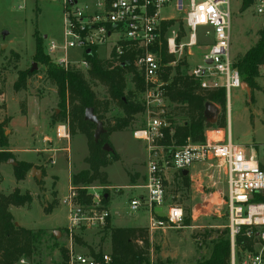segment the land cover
<instances>
[{"label": "rangeland", "instance_id": "rangeland-1", "mask_svg": "<svg viewBox=\"0 0 264 264\" xmlns=\"http://www.w3.org/2000/svg\"><path fill=\"white\" fill-rule=\"evenodd\" d=\"M239 5H241V0H230L229 56L233 63L254 45L258 39V32L264 29V12L257 14L255 0L249 8L242 12ZM60 10V6L52 0H0V124L3 121L6 122L1 130L7 137L8 150L15 147L22 149L28 147L27 135L31 132L33 117L39 115L37 118L40 125L42 117L52 121L54 111L59 110L56 88L46 79L44 66L34 59L33 34L37 30L42 36H46V39L42 41V47L50 41L58 42L61 39ZM175 17V23L172 26L176 34L180 36L178 42L186 43V33L182 31L181 34L180 32V27L183 28V14ZM206 31H209L208 27H198L196 30L197 46L190 48L189 51L184 48L182 52L172 55L174 61L171 66L163 64L162 69L166 75L173 76L176 72L189 74L196 65L203 64V56L207 53L208 45L212 40L210 35H205ZM39 36L41 37V35ZM111 45L112 42H108L106 47L99 48L97 56L102 60H109ZM43 54L51 63L55 64L45 51ZM70 57L72 60H78L81 58V53L73 51L70 53ZM34 65L36 68L33 70ZM261 68L262 76H264V67ZM20 71H25L27 74L35 73L29 76L26 89L16 93L13 90V84ZM82 73L87 78V72ZM131 79V75L125 76V95L130 94L131 100L143 110L131 116V125L127 130L114 133L110 137V144L120 155L121 160L108 166L105 171L114 188L109 191L107 207L112 214L118 210L121 215V222L118 225L127 227L134 224L144 226L147 223L145 211L130 212L129 201L134 197V194L131 195L125 187L128 179L131 181L133 177H143L147 165L144 144L133 139L131 135L133 129L146 125V113L142 105L144 97L142 92L135 91ZM89 85L98 99L108 98L107 91L102 85L95 81H89ZM259 86L262 90L253 92L252 101L247 96L246 102L242 103L237 101L232 94L230 111L226 96L227 134L233 144L246 149L250 145H258L260 148L264 146V78L259 81ZM22 102L25 103L26 113L27 104L29 105L28 119L21 115L19 106ZM167 104H169L167 108L171 112L174 105ZM215 106L219 110V117L221 109L219 106ZM252 112L253 114H251ZM122 117H124V113L111 106L108 113L104 115V122H112L114 119ZM168 121L171 128L186 122L181 117L174 119L171 116ZM86 155L87 149L83 137H74L69 143V160L67 161L65 158L62 161L63 167L66 170V166L69 165V170L75 171L76 168L82 166V159ZM17 158L19 156L10 151L4 155L3 167L0 172V191L7 195L14 189H18L20 194H25L31 199L30 204L10 211L20 227L36 232L35 251L32 259L24 262L21 260L19 264H60L61 249L69 246L65 236L66 210L59 207L54 192V182L50 179L46 181L42 179L40 184L34 178L27 185L16 183L12 171L17 164ZM259 160L264 164V155L261 153ZM32 161L37 164L33 165L39 170L47 168V158L41 156L40 153H37V157L35 156ZM210 164V166L204 165L203 170L197 172L199 175L188 177V190L185 189L178 177L173 175L167 177L166 203L181 207L184 214L183 219L188 220L189 226L185 227L182 224L180 228L164 230L168 232L167 235L163 234V231L149 234L148 264H157L159 261L163 264H197L209 257L217 236L226 230L228 224L226 170L217 161L214 163L212 161ZM60 181L64 182L65 180L62 178ZM116 187L121 189L117 190ZM113 225H116L115 222ZM48 231L51 233L47 234ZM54 231H58L60 236L51 235ZM103 234L98 237L89 234L85 238L98 250L110 252L108 229ZM164 238L165 240L162 241ZM78 246L81 245L74 246L75 252H88ZM255 248H257L256 245ZM233 252V264H239L242 256L237 253L235 248ZM230 264H232L231 257Z\"/></svg>", "mask_w": 264, "mask_h": 264}, {"label": "built area", "instance_id": "built-area-1", "mask_svg": "<svg viewBox=\"0 0 264 264\" xmlns=\"http://www.w3.org/2000/svg\"><path fill=\"white\" fill-rule=\"evenodd\" d=\"M60 6L61 39L50 41L44 51L50 59L64 70L88 72L89 65L84 54L91 49L106 47L112 42L109 52L119 59L124 51L134 48V66L142 77L144 97L142 105L146 113V125L133 129V139L142 142L147 155L146 175L142 194L132 197L129 210L132 213H148L147 230H169L183 224V210L177 205L166 203L167 177L173 175L180 180L182 171H189L198 164L217 161L226 170V214L231 248V263L235 237L245 227L247 238H256L251 251L240 253L239 264H264V203L253 202L254 194L264 193V164L259 154L264 155V146L250 145L248 149L223 138L217 128L208 130L215 139L205 136V142H187L175 146L171 140L172 128L168 121L170 112L165 88L169 80L162 69V59L157 52L166 43V53L174 55L197 46L196 30L208 27L206 36L212 40L203 64L196 65L188 74L203 89H224L226 96L231 90L242 87L241 78L229 56L230 48V0H52ZM257 14H263L264 0H255ZM183 14L182 31L187 35L186 43L177 41L173 26L163 23L175 22V16ZM78 51L81 58L72 60L70 53ZM190 54V53H188ZM210 62V63H207ZM173 63H167L171 66ZM165 65V64H164ZM171 76H168L170 78ZM56 140L69 148L71 135L67 122L54 126ZM261 149V150H260ZM1 151V150H0ZM53 158L47 159L54 165ZM114 188L97 182L73 186L70 184L62 200L66 210L65 227L66 264H109L110 252L93 251L77 253L73 238L81 232H101L109 228L112 213L104 203L107 191ZM117 190L121 188H116ZM163 214L160 217L158 214ZM255 245L257 248H255Z\"/></svg>", "mask_w": 264, "mask_h": 264}, {"label": "trees", "instance_id": "trees-1", "mask_svg": "<svg viewBox=\"0 0 264 264\" xmlns=\"http://www.w3.org/2000/svg\"><path fill=\"white\" fill-rule=\"evenodd\" d=\"M254 0H241L240 11L249 8ZM175 22L163 23V32L166 27L172 26ZM182 34V26L180 27ZM35 30L33 37L35 43L34 59L44 66L45 76L56 88L59 110L54 111L52 123L67 122L71 136L80 134L86 138L88 155L83 159L87 169L71 176L73 186L88 185L97 182L109 186L105 168L115 162H119L117 154L109 142L113 133L127 130L131 123L132 115L142 111L138 104L131 100L130 94L125 95L127 74L132 76L135 91L142 92L144 83L142 77L136 72L133 64L135 51H124L119 59H116L115 52H112L111 59L102 60L97 56V49L91 48L89 53L84 54L88 62L89 70L87 78L79 71L64 70L60 65L50 62L44 56L42 47V36ZM177 38V41L179 40ZM162 59V64L174 61L173 56L166 53V43L157 52ZM264 67V29L258 32V39L244 55L234 63L242 83L250 90L249 98L252 101L253 92L258 90L256 80L260 76V68ZM20 71L13 84L14 92L18 93L27 87L29 76L34 74ZM163 77L169 83L165 88V96L169 103L173 104L171 113L174 116L183 118L186 122L183 125L172 128L171 140L175 146H183L187 142L200 144L205 142V131L212 128L224 129L226 127L225 106L226 92L224 89H203L198 82L193 80L187 73L176 72L173 76ZM89 81H95L102 85L108 98L98 99ZM211 103L220 107L221 114L215 124H210L204 117L205 104ZM21 115L25 116V103L20 104ZM111 106H114L124 113V117L116 118L112 122H104V115L108 113ZM92 108L94 115L103 123L104 134L99 141L94 140L95 126L84 120L86 109ZM6 122L0 124V165L3 157L8 153V141L5 133L1 130ZM108 145L112 151L105 152L103 146ZM33 165L24 162H17L13 167V177L16 182L23 181L26 175L32 170ZM44 177V171H42ZM189 175L180 173V178L188 190ZM1 183V180H0ZM40 184L41 182H37ZM104 203L109 201V192ZM253 202L264 203V193L254 194ZM31 199L27 195L20 194L18 189L5 195L0 191V264H19L21 260L30 261L35 251L36 232L16 225L9 208L24 207L30 204ZM183 226L188 227V220L183 219ZM245 227L240 228L239 234L235 237V249L238 254L242 251H251L256 238H247L244 235ZM110 234V258L109 264H148L149 263V231L146 228H108ZM73 243L86 246L78 237L73 238ZM89 251H93L88 247ZM66 248L61 249V263L66 264ZM231 248L228 228L221 232L214 244L207 259L197 264H230ZM157 264H163L161 261Z\"/></svg>", "mask_w": 264, "mask_h": 264}, {"label": "crops", "instance_id": "crops-1", "mask_svg": "<svg viewBox=\"0 0 264 264\" xmlns=\"http://www.w3.org/2000/svg\"><path fill=\"white\" fill-rule=\"evenodd\" d=\"M239 7H240V5H239ZM39 34L42 36L41 33H39ZM42 38L46 39V36H42ZM10 50H13V49H10ZM13 51H15V50H13ZM261 69L262 68H260V76L256 80V84L258 86V90H256V91H261L262 90V88L259 86V81L262 78H264V76H262ZM256 91H254V92H256ZM232 94L235 96L237 101H241L242 103H245L246 99H247V96H249L247 94L246 90L244 88H242V87L240 89H234L233 91L231 90L229 95L227 96V102H228V105H229V111H230V108L232 106V103H231ZM168 103H169V101H168ZM36 106H37V110H38L39 109L38 108V104ZM46 109L43 110L42 116L45 113ZM169 112H170V110H169ZM251 114H253V112ZM249 115H250V111H249ZM37 116L39 117L38 114H37ZM37 116L33 117L31 132L28 133V135H27L28 141H29L28 142V144H29L28 147L24 148V149H22L20 147H18V148L15 147L14 149H9L8 151L13 152V153L17 154V156H19V158H17V162H24V163H29V164H32V165L34 164L32 160H33V158L35 156L37 157V153H40L41 156H43V157H45L47 159H49L50 157L54 159V161H55L54 165H47V168H45V169L42 168L41 169V171H44V175H45L44 177L42 176V179L44 181L50 179L51 181L54 182V192H55L56 198L58 199L59 207L60 208H62V207L64 208V206L62 205V200H63L64 196L68 192V188H69V186L71 184V176L74 175V174L79 173L80 171L86 170L88 168L87 165L85 163H83V159L87 157L88 151H87V155L84 156L83 159H82V166L81 167H78V169L76 168L75 171H72L71 169L69 170V168H70L69 165H68V167L65 165L66 166V170H65V167H63L62 161H64L65 158H66L67 161L69 160V156H68L69 148H66V143L56 140V138L54 136V126L56 125V123L53 124L52 121H50L49 118L42 117V121H41L42 123L39 125V119L37 118ZM170 116L172 118H174V119L179 118L177 116H174L171 112H170ZM24 117L26 119H28V117H29V105L28 104H27V113L25 114ZM227 125H228V123H227ZM35 129H36V132H35ZM219 130L221 131V133L223 135V138L228 136L226 127L224 129H219ZM206 134H208V130H206L205 136H206ZM210 135H212V134H209V136ZM77 136L83 137V140H84L85 144L87 143L86 142V138L83 135H80V134L71 136L70 140L72 141V139L74 137H77ZM111 136H112V134L110 135V137ZM110 137H109V139H110ZM71 141H70V143H71ZM109 142H110V140H109ZM86 149H87V145H86ZM28 155H30L31 157H29ZM38 157L40 158V156H38ZM120 159H121V157H120ZM213 163H214V161H213ZM34 165H37V164H34ZM34 165H33V168H35ZM204 165H209L210 166L211 164H198V165L194 166L193 168H191L188 171V175L190 177H191V175L192 176L197 175L198 174L197 172L199 170H201V171L203 170L202 168L204 167ZM2 167H3V165L1 164L0 165V172H1ZM263 168H264V166H263ZM104 171H106V168L104 169ZM30 172L26 175L25 179L23 181H20L19 183H21V184L23 183V184H26V185L30 184V181L32 180V177L30 176ZM12 173H13V171H12ZM145 175H146V173L144 174L143 177H141V176L133 177L131 181L128 179V183H127V185L125 187L130 192L131 195L134 194V197L143 193L144 190L141 187L144 184ZM107 176H108V174H107ZM62 178H64V180H65L64 182L60 181ZM107 181L109 182L108 178H107ZM16 183H18V182H16ZM109 187L113 188V186L111 185L110 182H109ZM116 188H120V187H116ZM20 208H23V207H20ZM12 209H18V208L11 206L9 208V211H11ZM114 222H115L116 225H113ZM120 222H121L120 212L118 210H115L113 212V214H112V218L110 220L109 227H111V228H145L146 227L147 228L148 213H147V223L144 226L143 225L134 224V225H130V226L127 227L125 225H118V224H120ZM16 225L19 226L17 223H16ZM158 231H162V230H158ZM154 232H156V231H154ZM154 232H150L149 231V234H153ZM46 233L47 234L51 233V231H48ZM81 233L82 234H79L80 239L82 240L83 243H87V244H86V246H82V245L78 246V248H83V249L89 251V249H88V247H89L92 251H96V249H97V251H101V250H98V248H96V246H94L91 243H89L86 240L85 236L89 235V234L95 235L96 237H98L99 235L102 236V235H104L103 234L104 231H101V232H81ZM166 233H168V232L167 231H163V234L167 235ZM108 238H109V245H110V234L108 235ZM164 240H165V238L162 241H164ZM24 261L25 260H22V262H24Z\"/></svg>", "mask_w": 264, "mask_h": 264}, {"label": "water", "instance_id": "water-1", "mask_svg": "<svg viewBox=\"0 0 264 264\" xmlns=\"http://www.w3.org/2000/svg\"><path fill=\"white\" fill-rule=\"evenodd\" d=\"M87 53H89V51ZM207 63H210V62H207ZM35 68H36V66L34 65L32 69L34 70ZM242 88H244L246 90L247 94L249 95L250 90L247 87V85L243 83ZM218 115H219V110L213 104H211V103L205 104L204 117L206 118V120L210 124H215ZM84 120L95 126L93 137H94L95 141H99L100 137L104 134L105 131H104L103 123L94 115L92 108H88L85 110ZM103 150L105 152H111L112 151V149L108 145H104ZM182 174L185 176V175H188V172L182 171ZM30 176L32 178H34L37 182H40L42 180V171L37 169V168H33L30 172ZM158 215L160 217L163 216V214H161V213H159ZM52 235L54 237H59L60 233L58 231H54Z\"/></svg>", "mask_w": 264, "mask_h": 264}, {"label": "bare ground", "instance_id": "bare-ground-1", "mask_svg": "<svg viewBox=\"0 0 264 264\" xmlns=\"http://www.w3.org/2000/svg\"><path fill=\"white\" fill-rule=\"evenodd\" d=\"M209 138H210V139H215L216 137H215L214 134H212V135L209 136Z\"/></svg>", "mask_w": 264, "mask_h": 264}]
</instances>
